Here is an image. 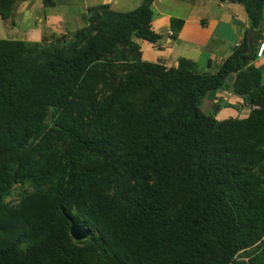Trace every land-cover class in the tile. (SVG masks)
<instances>
[{"label":"trees","instance_id":"1","mask_svg":"<svg viewBox=\"0 0 264 264\" xmlns=\"http://www.w3.org/2000/svg\"><path fill=\"white\" fill-rule=\"evenodd\" d=\"M25 1L0 0V18ZM155 1L0 40V264H264V0H219L245 7L256 39L208 72L143 60L137 41L162 39ZM231 74L251 113L218 121L200 104Z\"/></svg>","mask_w":264,"mask_h":264},{"label":"crops","instance_id":"2","mask_svg":"<svg viewBox=\"0 0 264 264\" xmlns=\"http://www.w3.org/2000/svg\"><path fill=\"white\" fill-rule=\"evenodd\" d=\"M43 1L20 2L12 19L4 21L0 18V40L40 43L44 38L70 34L84 27L87 10L90 7L109 5L111 10L125 13L131 11L127 8L132 2V0H54L55 7L45 8ZM138 1L141 2L140 5L143 3V0ZM175 8L181 9L182 12L180 11L179 15L172 13ZM152 10L153 31L162 39L157 44L143 40L137 42L141 47L144 61L161 63L167 68H177L179 60L186 59L196 63L199 72L214 71L233 54L245 38L251 42H255L256 39L246 9L241 4L219 0H156ZM173 19L184 22L176 39L172 38ZM256 45L258 50L259 42ZM210 64L213 69L209 68ZM254 65L263 70L264 81V57L256 59ZM235 80L236 75L231 74L223 88L206 94L200 104L205 115H212L217 104L221 106L215 115L218 121L249 117L250 107L233 93Z\"/></svg>","mask_w":264,"mask_h":264},{"label":"water","instance_id":"3","mask_svg":"<svg viewBox=\"0 0 264 264\" xmlns=\"http://www.w3.org/2000/svg\"><path fill=\"white\" fill-rule=\"evenodd\" d=\"M70 235L74 241L80 242L86 240L90 236V231L86 226L79 225L71 220Z\"/></svg>","mask_w":264,"mask_h":264},{"label":"rangeland","instance_id":"4","mask_svg":"<svg viewBox=\"0 0 264 264\" xmlns=\"http://www.w3.org/2000/svg\"><path fill=\"white\" fill-rule=\"evenodd\" d=\"M139 2L138 0H132V2L128 5V8L127 9H130L131 11L136 9L137 7H139ZM182 10L179 9V8H175L172 10V13L176 14V15H179ZM19 196H18V193L16 192V194L14 196H12L9 201H11L12 203H15L16 204V201L18 200Z\"/></svg>","mask_w":264,"mask_h":264},{"label":"built area","instance_id":"5","mask_svg":"<svg viewBox=\"0 0 264 264\" xmlns=\"http://www.w3.org/2000/svg\"><path fill=\"white\" fill-rule=\"evenodd\" d=\"M264 57V34L263 38L259 41V46L257 50V59H262Z\"/></svg>","mask_w":264,"mask_h":264}]
</instances>
